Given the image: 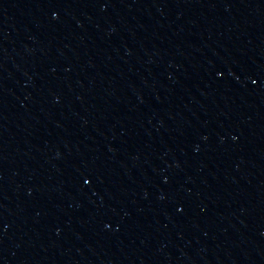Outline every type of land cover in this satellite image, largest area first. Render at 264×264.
<instances>
[{
    "label": "water",
    "instance_id": "obj_1",
    "mask_svg": "<svg viewBox=\"0 0 264 264\" xmlns=\"http://www.w3.org/2000/svg\"><path fill=\"white\" fill-rule=\"evenodd\" d=\"M0 264H264V0H0Z\"/></svg>",
    "mask_w": 264,
    "mask_h": 264
},
{
    "label": "snow or ice",
    "instance_id": "obj_2",
    "mask_svg": "<svg viewBox=\"0 0 264 264\" xmlns=\"http://www.w3.org/2000/svg\"><path fill=\"white\" fill-rule=\"evenodd\" d=\"M89 182V181H86V183Z\"/></svg>",
    "mask_w": 264,
    "mask_h": 264
}]
</instances>
